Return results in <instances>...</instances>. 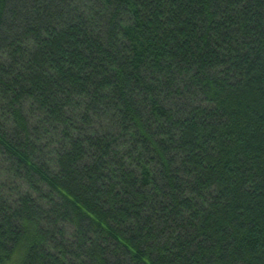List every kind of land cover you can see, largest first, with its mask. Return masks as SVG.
Segmentation results:
<instances>
[{
	"label": "trees",
	"instance_id": "obj_1",
	"mask_svg": "<svg viewBox=\"0 0 264 264\" xmlns=\"http://www.w3.org/2000/svg\"><path fill=\"white\" fill-rule=\"evenodd\" d=\"M0 264H264V0H0Z\"/></svg>",
	"mask_w": 264,
	"mask_h": 264
}]
</instances>
